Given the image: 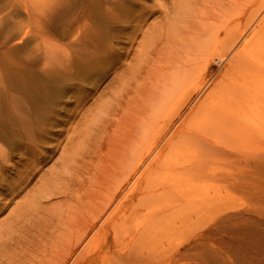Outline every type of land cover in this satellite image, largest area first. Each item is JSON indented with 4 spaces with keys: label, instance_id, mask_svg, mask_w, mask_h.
Segmentation results:
<instances>
[{
    "label": "rangeland",
    "instance_id": "obj_1",
    "mask_svg": "<svg viewBox=\"0 0 264 264\" xmlns=\"http://www.w3.org/2000/svg\"><path fill=\"white\" fill-rule=\"evenodd\" d=\"M160 3L162 0H0V148L6 155L5 161H0V175L6 176L0 181V192L16 187L14 197L0 193V225L17 204L37 191V179H46L52 170H59L57 153L66 142L64 137L70 125L79 127L84 117L100 102L110 100L119 83L128 77V62L142 40V33L160 23L161 17L156 13ZM101 12L106 14L109 25L93 26L90 17L94 19ZM49 48L59 49L54 51L59 56L55 57ZM223 53L203 59L200 64L205 66L198 64L194 72L198 79L189 80L181 96L180 92L175 96L181 104L174 99L179 107L172 104L169 109L176 111L172 127H178L181 119L215 85L226 81L229 61ZM102 57L105 60L101 63L98 60ZM92 70L97 74L84 81L81 77ZM149 78L153 85L148 86L154 91V74L142 81L149 83ZM25 91L44 92L43 102L52 106L48 112L50 125L43 128L42 117L30 125L22 112L15 109L20 102H33ZM256 103L250 106L251 114L258 107L262 124L264 102ZM216 104L219 106V102ZM198 118V123L204 121ZM262 125L234 149L236 154L229 155L231 162L223 156L211 158L200 179L186 169L182 172V161L154 166V197L140 203L135 217H129L127 212V219L116 233L107 226L90 233L75 264H264ZM160 191L163 194L158 195ZM195 192L199 196H217L203 205L189 204ZM8 200L11 202L6 203ZM49 200H41L43 210H47H42L43 220L54 219V207L66 202L61 196ZM48 204L54 205V211ZM38 220L44 226V221ZM32 229L27 237L35 246L38 238L32 237ZM22 247L14 252V260L23 254Z\"/></svg>",
    "mask_w": 264,
    "mask_h": 264
},
{
    "label": "bare ground",
    "instance_id": "obj_2",
    "mask_svg": "<svg viewBox=\"0 0 264 264\" xmlns=\"http://www.w3.org/2000/svg\"><path fill=\"white\" fill-rule=\"evenodd\" d=\"M160 4L156 12L161 17L157 18L160 23L142 33V40L128 62V77L119 83L110 100L100 102L84 117L79 127L70 125L65 130L66 142L60 154L57 153L61 162L59 170L52 168L48 178L37 179L40 182L37 191L2 219L0 264H75L90 233L102 231L106 226L116 233L127 219V212L129 217H135L140 203L154 197V166L182 161L181 171L186 169L200 179L211 158L223 156L231 162L229 155L236 154L234 149L249 140L251 131L264 123L260 124L258 107L253 114L250 107L264 102V0H162ZM90 19L92 24L109 25L102 12ZM223 52L229 61L224 72L226 81L223 79L225 82L222 80L223 83L208 89L178 127H172L176 111L169 109L172 104L179 105L175 104L176 100L180 103L175 96L179 92L181 96L189 80L198 79L194 72L198 64L205 66L200 64L203 59ZM57 53L55 57L59 56ZM104 60L102 57L98 61ZM90 73L82 74L81 78L85 81L97 74L94 70ZM152 74L154 91L148 86L153 85L151 78L149 83L142 81ZM54 82V85L59 83ZM25 93L33 102H20L15 109L22 112L30 125L36 124L40 117L43 128L50 125L48 112L52 106L43 102L44 92ZM195 117L204 121L198 123ZM5 158L0 148V161ZM0 167L2 171L3 166ZM3 178L6 176L0 175V181ZM15 188L6 187L0 193L14 197ZM192 195L189 204L201 205L217 196H199L197 192ZM54 196L63 197L68 205L65 202L60 208L59 203L55 208L49 203L52 207L49 208L57 209V214L51 213L54 219H41L44 207L41 200ZM38 219L44 221L45 227ZM31 229L35 231L32 237L38 238L35 246L27 237ZM18 246H23L20 249L23 254L14 260Z\"/></svg>",
    "mask_w": 264,
    "mask_h": 264
}]
</instances>
